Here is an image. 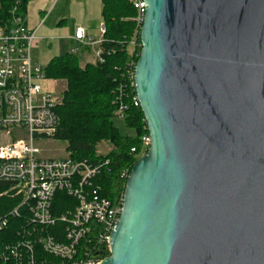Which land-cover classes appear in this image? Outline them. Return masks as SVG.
Listing matches in <instances>:
<instances>
[{"label": "water", "instance_id": "obj_1", "mask_svg": "<svg viewBox=\"0 0 264 264\" xmlns=\"http://www.w3.org/2000/svg\"><path fill=\"white\" fill-rule=\"evenodd\" d=\"M150 139L100 264H264V0H143Z\"/></svg>", "mask_w": 264, "mask_h": 264}, {"label": "built area", "instance_id": "obj_2", "mask_svg": "<svg viewBox=\"0 0 264 264\" xmlns=\"http://www.w3.org/2000/svg\"><path fill=\"white\" fill-rule=\"evenodd\" d=\"M130 3L136 25L129 43L132 55L141 47L139 32L146 7L143 0ZM99 32L103 37V23ZM85 38L82 29L75 31L77 41L84 43ZM37 41L36 30L28 29L15 10L10 25L0 26V264H100L109 253L123 193L113 201L101 196L96 180L107 161L92 164L40 155L38 141H55L59 127L55 110L61 102L43 87L50 81L44 68L32 63ZM102 41L95 50V63L104 62ZM87 42L95 44L92 39ZM135 64L129 62L125 72L133 90ZM132 101L139 106L136 95ZM125 109L119 105L116 115L122 119ZM149 143L148 135L142 138L138 159L146 154ZM128 175L124 170L120 177L126 181ZM57 193L65 195L67 208L54 216Z\"/></svg>", "mask_w": 264, "mask_h": 264}, {"label": "trees", "instance_id": "obj_3", "mask_svg": "<svg viewBox=\"0 0 264 264\" xmlns=\"http://www.w3.org/2000/svg\"><path fill=\"white\" fill-rule=\"evenodd\" d=\"M28 2L0 0V26L7 28L10 25L14 10L16 15L25 17ZM101 3L105 28L101 44L104 62L81 68L74 54H64L53 58L43 71L48 80L66 83L62 104L55 110L59 127L54 140L67 144L68 158L73 161L108 162L100 170L96 183L101 196L113 201L124 192L125 180L121 179V172L128 170L130 173L142 153V138L148 132L139 106H134L132 101L135 91L125 80L128 63H136L141 51L140 47L131 56L127 52L136 30L132 21L135 11L130 0H101ZM119 105L126 108L122 119L116 115ZM117 119L122 120L124 129L133 133L131 136L121 135L114 124ZM100 142L109 143L112 150L99 155L96 146ZM64 200L63 193L55 195L54 216L67 208ZM108 256L106 253L105 257Z\"/></svg>", "mask_w": 264, "mask_h": 264}, {"label": "crops", "instance_id": "obj_4", "mask_svg": "<svg viewBox=\"0 0 264 264\" xmlns=\"http://www.w3.org/2000/svg\"><path fill=\"white\" fill-rule=\"evenodd\" d=\"M24 20L28 29L36 30L38 38L31 51L34 65L41 66L33 57L37 49L42 51L39 56L47 49L45 58L48 63L56 56L54 54L61 53L74 54L81 68L95 64V50L103 40L99 34V27L103 23L101 0H29ZM77 29L84 31V43L75 39ZM46 35L53 36L49 40L54 42H45L43 37ZM54 37L61 39L56 40ZM88 39H92L95 44H89Z\"/></svg>", "mask_w": 264, "mask_h": 264}, {"label": "rangeland", "instance_id": "obj_5", "mask_svg": "<svg viewBox=\"0 0 264 264\" xmlns=\"http://www.w3.org/2000/svg\"><path fill=\"white\" fill-rule=\"evenodd\" d=\"M135 31H134L133 35L131 36L129 43L131 41H133L134 36H135ZM52 37L53 36H51V35H46V36L43 37V40H45V42H47V43H49V42L52 43L54 41L53 40L52 41L49 40ZM54 38H56V40H60L61 39L60 37H54ZM46 50L47 49H45L43 51L41 56H39L41 54V52H42L40 49H37L35 51V53L33 54V57L35 59H37L36 62H38V64H40L43 67L46 66V63H48L47 59L45 58V51ZM72 51L74 52L75 49H73ZM127 52L129 53V56H131V48H129V44H128ZM60 54L61 53H59L58 55L61 56ZM54 55H56V56H54V58L55 57H59L57 54H54ZM43 87H45V89L50 91L51 93L57 95L58 98H60V102L62 104V99H63L62 95H63V93L65 91V88H66V83L64 81L50 80L49 82H46L43 85ZM114 124L119 129L121 135H123V136H131L133 134L131 131L124 129L121 119L115 120ZM35 146L40 151V155L42 157H45V158H49V159H63V158H67L69 156V154L66 151L67 144L63 143V142L51 141V140H49V141H38L35 144ZM110 150H112V147L107 142H100L96 146V151H97V153L99 155H106Z\"/></svg>", "mask_w": 264, "mask_h": 264}]
</instances>
